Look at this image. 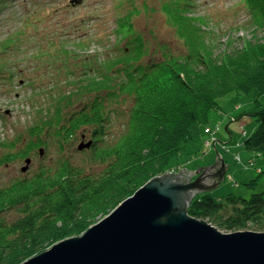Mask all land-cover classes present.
<instances>
[{
    "label": "trees",
    "instance_id": "trees-1",
    "mask_svg": "<svg viewBox=\"0 0 264 264\" xmlns=\"http://www.w3.org/2000/svg\"><path fill=\"white\" fill-rule=\"evenodd\" d=\"M247 1L255 21L264 26V0ZM179 11L176 23L188 44L186 56L169 54L160 62L142 65L135 63L143 53L141 46L118 62L91 56L90 65L83 61L81 77L67 82L48 110L39 109L26 147L0 155V176L6 165L19 159L32 164L37 150L44 156L49 143L63 152L79 135L78 150L88 155L83 164H74L61 154L66 159L42 165L34 174L0 188V264H22L53 244L83 234L97 216L107 215L146 182L171 171L169 163L192 139L191 129L211 122L221 110V98L252 93L259 104L264 96V40L244 41L240 49L216 56L204 39L201 20ZM68 52L63 72L75 75L66 63L73 59L80 63L81 58ZM120 97L132 103L126 131L119 139L106 140L104 123L112 112L110 105ZM250 115L257 117L259 126L244 147L264 156V108ZM92 165L104 169L95 172ZM9 213L16 215L11 221ZM188 213L227 233L264 232V193L250 198L229 194L224 200L199 195Z\"/></svg>",
    "mask_w": 264,
    "mask_h": 264
},
{
    "label": "rangeland",
    "instance_id": "rangeland-1",
    "mask_svg": "<svg viewBox=\"0 0 264 264\" xmlns=\"http://www.w3.org/2000/svg\"><path fill=\"white\" fill-rule=\"evenodd\" d=\"M72 1L4 0L0 4V62L6 65L0 70V155L16 154L26 147L39 109L48 110L67 89L66 83L81 77L85 72L83 61L90 65L91 56L97 61L116 58L118 62L128 57L125 53L136 51L137 46L143 53L135 63L142 65L160 62L169 54L186 56L188 44L176 23L179 8L187 16L201 20L204 39L211 43L216 56L225 50L240 49L244 41L264 40V26L255 21L247 0ZM68 51H75L81 58L80 63L74 59L66 63L71 66L69 70L76 71L75 75L63 72ZM122 99L110 105L112 112L104 123L106 140L119 139L126 131L132 103ZM256 99L252 93H232L221 98V110L213 114L211 122L191 129L192 139L169 163L171 172L211 166L216 163L217 150L229 169L225 181L208 195L224 200L229 194L250 198L264 193V156L244 147L246 138L259 126L257 117L250 114L264 108V96L259 99L260 105ZM80 137L65 145L63 152L55 143H49L48 150L42 147L46 157L37 150L27 172H22L24 159L6 165L1 171L0 188L66 156L74 164H83L88 155L78 150ZM90 167L95 172L104 169ZM107 215L100 214L92 225ZM15 217L10 214L9 221Z\"/></svg>",
    "mask_w": 264,
    "mask_h": 264
},
{
    "label": "water",
    "instance_id": "water-1",
    "mask_svg": "<svg viewBox=\"0 0 264 264\" xmlns=\"http://www.w3.org/2000/svg\"><path fill=\"white\" fill-rule=\"evenodd\" d=\"M216 152L215 164L149 180L81 236L22 264H264V232L227 233L188 213L195 198L226 179L229 165Z\"/></svg>",
    "mask_w": 264,
    "mask_h": 264
},
{
    "label": "built area",
    "instance_id": "built-area-1",
    "mask_svg": "<svg viewBox=\"0 0 264 264\" xmlns=\"http://www.w3.org/2000/svg\"><path fill=\"white\" fill-rule=\"evenodd\" d=\"M208 131H210V130H208Z\"/></svg>",
    "mask_w": 264,
    "mask_h": 264
}]
</instances>
